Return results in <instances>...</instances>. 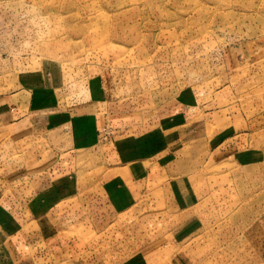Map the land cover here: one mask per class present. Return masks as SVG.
Here are the masks:
<instances>
[{
    "label": "rangeland",
    "instance_id": "rangeland-1",
    "mask_svg": "<svg viewBox=\"0 0 264 264\" xmlns=\"http://www.w3.org/2000/svg\"><path fill=\"white\" fill-rule=\"evenodd\" d=\"M16 92L92 105L98 131L32 219L17 198L60 134L0 123V264H264V0H0V105Z\"/></svg>",
    "mask_w": 264,
    "mask_h": 264
},
{
    "label": "crops",
    "instance_id": "crops-1",
    "mask_svg": "<svg viewBox=\"0 0 264 264\" xmlns=\"http://www.w3.org/2000/svg\"><path fill=\"white\" fill-rule=\"evenodd\" d=\"M18 95L19 92H16L15 94H10L8 97H3L0 105V123L1 125L7 124L10 126L9 133L7 132L10 140L20 141L25 138L26 141H30L32 139H35L37 136H40L41 132H47L48 130L49 133L60 134L58 138L56 137V135H54L52 138L55 142L52 146H48L49 154L51 155V162L43 165L41 174L42 179L33 180L31 185L28 184V195L24 194L22 189H20V193L25 195V203L21 202L23 199L22 197L17 198V202L19 205L21 203L29 208V210L31 211L30 215L33 219L36 218V205L39 208L41 207V205L45 206L51 204V202L46 199L49 198V196L47 195L50 193V191L54 190V192H58V196L53 197L55 201L59 200L61 194H63L61 192V188L66 187L65 183L67 182V171L65 170V165L67 163L66 159L69 153L77 150L92 149L96 146L95 137H97L98 122L96 114L95 116L93 114L92 105H86L84 107L77 108L76 113L73 114L71 113L72 111H75L73 109L70 110L71 112L69 113H67L66 111L67 114L59 118L58 116L50 115V113H48L49 115L46 116L31 112L33 111V108L30 107V104L28 102L24 104H22L21 102L16 103ZM20 103L22 104L21 106ZM20 129H22V131L24 130L23 132H21V135ZM61 137H64V139H61ZM75 164L76 166L79 165L77 161ZM56 167L57 171H62V174L60 173V175H57L59 179L54 180L52 179V175L55 172V170L53 169ZM61 177H63L61 181L64 182H62V184L60 183ZM16 188L18 187L16 186ZM3 192L4 191L2 190V188H0L1 196L2 194H5ZM1 196L0 236L1 234L12 236L13 233H9V235H7L3 232L2 229L1 221L10 220V218L8 217H11V212H9L8 209L4 208V206L1 205ZM4 198L7 199V204H9L10 206L15 203H8L10 198L7 197V194L4 195ZM57 204H61V199ZM38 213L39 216H45L50 212L48 211L44 213V215H41V212ZM6 214L8 215V217L6 216ZM4 215L7 218H5ZM40 218L44 220V217Z\"/></svg>",
    "mask_w": 264,
    "mask_h": 264
}]
</instances>
